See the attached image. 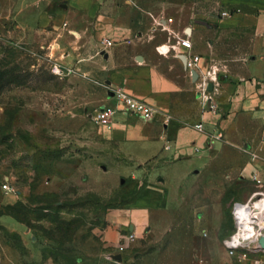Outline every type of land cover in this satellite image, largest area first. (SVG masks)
Segmentation results:
<instances>
[{
    "label": "rangeland",
    "instance_id": "obj_1",
    "mask_svg": "<svg viewBox=\"0 0 264 264\" xmlns=\"http://www.w3.org/2000/svg\"><path fill=\"white\" fill-rule=\"evenodd\" d=\"M97 1L109 14L146 32L155 18L173 19L171 28L183 35L185 26L206 18L213 56L225 68L217 69L219 79L241 77L247 86L264 83V77L252 76L246 65L253 55H264L255 47L264 27L215 29L212 24L238 4ZM244 4L239 7L246 9ZM78 38L74 29L64 26H22L0 2V198L5 192L16 198L13 206H1L0 211L17 216L29 230L24 239L0 226V243L18 245L33 264H255L262 255L246 249L233 255L224 241L236 230V202L264 204V120L252 122L239 107L245 102L231 117L217 115L221 107L207 101L208 83L217 82L211 77L203 80L200 96L193 89L187 96L192 102H182L192 110L195 128L204 123L197 121V111L219 116L208 121L214 124L209 143L182 161L161 159L147 165L156 179L171 182L170 204L135 234L122 259L116 258V246L104 240L107 214L132 197L133 190L125 188L129 180L120 174L128 176L138 167L122 164L115 172L103 157L108 146L93 114L108 96V77L104 64L88 51L83 52L85 58L78 56V50H87L85 45L77 47ZM179 64L175 73L183 72ZM223 119L235 121L225 129ZM257 161L262 171L253 175L246 168ZM4 183L11 189H4Z\"/></svg>",
    "mask_w": 264,
    "mask_h": 264
},
{
    "label": "crops",
    "instance_id": "obj_2",
    "mask_svg": "<svg viewBox=\"0 0 264 264\" xmlns=\"http://www.w3.org/2000/svg\"><path fill=\"white\" fill-rule=\"evenodd\" d=\"M222 1L238 6H235L237 8L233 13L215 18L216 22L212 23L215 29L218 26L235 28L257 25L258 29L264 27V0ZM242 1L246 9L239 7ZM0 2L8 10L10 17L22 26L28 28L64 26L74 29L79 37L76 41L77 47L85 45L87 49L78 50V56L85 58L84 53L88 51L89 56L104 64L109 89L103 104L117 105L115 92L120 90L152 104L159 110L154 120L116 112L111 129L103 124L99 125L102 139L108 146V150L103 152V157L111 161L110 170L116 172L122 164L131 163L138 167V172H132L128 176L119 173L120 177L124 176L129 180L125 185L127 191L133 190L134 193L124 205L107 214L109 223L104 231V240L107 245L116 246L115 255L119 253L117 244L121 233L127 230L135 234L140 233L156 213L170 204L171 182L164 178L156 179L146 171L147 165L161 159L164 161L172 159L175 163L195 154L196 149L204 151L209 143V134L214 128V124L208 121L219 119L218 117L224 113L229 117L233 116L240 102H245L239 107L248 112L252 122L264 120V83L247 86L241 77L223 81L219 79L217 69L224 71L225 68L220 67L213 56L214 42L208 39L210 27L206 18H197L194 25L185 26L183 35L171 28L170 23L173 19L170 21L155 18L150 27L152 30L147 32L141 30L130 23L131 21L118 19L106 12L105 7H100L97 0H0ZM159 21L162 22L161 25L158 24ZM159 26L162 27L160 31ZM188 27L191 28L190 32H187ZM181 38H190L192 48L183 47L180 43ZM108 40L111 44H108ZM255 47L264 52V35L255 41ZM181 54L199 55L200 60L193 68H189L180 58ZM252 59L246 64L248 72L255 77H264V70H260L264 66V55H253ZM180 61L183 72L175 73L173 70L180 65ZM207 77L217 80L208 83V86L213 84V89L209 90L211 92L207 96V101L221 107V113L217 114L219 116H210L211 114L197 111L195 114L197 121L204 122L203 130H198L194 127L192 110L187 111L182 102H192L187 96L191 95L188 93L193 89H197L195 91L200 96L203 80L205 81ZM248 87L249 92L245 94ZM109 91H113L114 95L109 96ZM234 121L225 120L223 128L226 129L227 123ZM258 162L249 164L246 170L253 175L261 173L263 165ZM103 169L107 170L104 165ZM15 202V195L5 192L0 198V207H10ZM0 226L8 232L21 234L24 239L29 235L26 226L11 213L0 211ZM23 246L28 248L26 244ZM32 255L34 257L35 254ZM0 264L33 262L26 260L18 245L0 243Z\"/></svg>",
    "mask_w": 264,
    "mask_h": 264
},
{
    "label": "built area",
    "instance_id": "obj_3",
    "mask_svg": "<svg viewBox=\"0 0 264 264\" xmlns=\"http://www.w3.org/2000/svg\"><path fill=\"white\" fill-rule=\"evenodd\" d=\"M225 15H228L226 12ZM172 19H170L171 21ZM159 25L162 24L161 21L158 22ZM181 45L187 49L192 48V42L190 38H181ZM108 44L111 41L108 40ZM186 66L193 68L200 60L199 55H186ZM115 96L118 100L117 105L102 104L100 105L93 114V118L98 125L103 124L106 128H112L113 116L116 112H122L124 114L136 115L145 120H154L159 112V110L152 104L145 102L139 98H136L130 94L123 91L117 90ZM196 128L203 130V124H197ZM222 133H218V137L221 138ZM4 189H11L8 183L3 184ZM242 202H236L234 206V220L236 225V230L232 233L225 241V246L231 254H237L240 250L246 249L249 251L256 252L262 257L255 260V264H264V248L260 244V240L264 235V226L259 224H254V232H250V235L241 236L237 240L234 239L235 235L239 232L244 231L242 224L243 217L247 215L246 211L242 210ZM135 238V233L133 231L127 230L121 235L120 242L118 244V252L124 254L130 242Z\"/></svg>",
    "mask_w": 264,
    "mask_h": 264
},
{
    "label": "bare ground",
    "instance_id": "obj_4",
    "mask_svg": "<svg viewBox=\"0 0 264 264\" xmlns=\"http://www.w3.org/2000/svg\"><path fill=\"white\" fill-rule=\"evenodd\" d=\"M240 208L246 211L248 216L245 215L243 217L242 224L244 227V231L236 234L234 237L235 240H237L241 236L250 235V232H254L255 223L259 224L262 227L264 226V204H259V205L242 204Z\"/></svg>",
    "mask_w": 264,
    "mask_h": 264
},
{
    "label": "water",
    "instance_id": "obj_5",
    "mask_svg": "<svg viewBox=\"0 0 264 264\" xmlns=\"http://www.w3.org/2000/svg\"><path fill=\"white\" fill-rule=\"evenodd\" d=\"M190 31H191V28L188 27V28H187V32H190ZM180 58L183 60L184 64H186V60H187L186 55L181 54V55H180ZM212 89H213V84H209V86H208V90H212ZM113 95H114V92H113V91H109V96H113ZM208 103L210 104V102H208ZM260 244H261L262 248H264V236L261 238V240H260ZM122 257H123L122 254H117V255H116V258H117L118 260H121Z\"/></svg>",
    "mask_w": 264,
    "mask_h": 264
},
{
    "label": "trees",
    "instance_id": "obj_6",
    "mask_svg": "<svg viewBox=\"0 0 264 264\" xmlns=\"http://www.w3.org/2000/svg\"><path fill=\"white\" fill-rule=\"evenodd\" d=\"M17 220H20L17 216L13 215Z\"/></svg>",
    "mask_w": 264,
    "mask_h": 264
}]
</instances>
